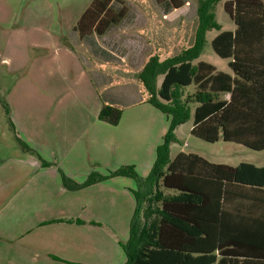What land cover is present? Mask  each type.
Returning <instances> with one entry per match:
<instances>
[{"label": "crops", "instance_id": "0c3cea01", "mask_svg": "<svg viewBox=\"0 0 264 264\" xmlns=\"http://www.w3.org/2000/svg\"><path fill=\"white\" fill-rule=\"evenodd\" d=\"M91 1L0 0V97L9 109L0 102V264L127 261L135 180L68 190L62 172L80 183L133 165L146 177L171 118L126 83L128 73L115 80L110 68L126 63L100 36L74 30ZM105 103L124 107L118 124L100 118Z\"/></svg>", "mask_w": 264, "mask_h": 264}, {"label": "trees", "instance_id": "16d2710c", "mask_svg": "<svg viewBox=\"0 0 264 264\" xmlns=\"http://www.w3.org/2000/svg\"><path fill=\"white\" fill-rule=\"evenodd\" d=\"M116 1L122 4L119 9L114 7ZM156 2L178 9L187 0ZM129 9L123 0H92L74 30L81 38L103 36L126 18ZM207 9L208 5L201 11L193 48L165 61L152 56L139 75L143 100L171 118L149 175L143 177L133 165H123L108 175L91 172L79 183L62 172L63 186L68 190L116 176L135 180L137 207L130 237L124 244V264H264V166L217 163L185 150L170 159L171 143L177 139L175 130L192 113L194 136L264 150V1L224 3L235 28L219 32L211 45L218 56L229 59L230 72L204 59L192 62L201 54L206 30L220 29ZM159 76L163 77L160 86ZM189 87L194 92L184 96ZM0 102L8 113L5 100L0 97ZM123 111L122 105L105 103L100 118L116 125ZM18 142L24 151L34 152L20 138ZM40 159L43 164H51ZM160 180L179 195L161 201L163 216L145 240L140 227L141 205Z\"/></svg>", "mask_w": 264, "mask_h": 264}, {"label": "rangeland", "instance_id": "374dc122", "mask_svg": "<svg viewBox=\"0 0 264 264\" xmlns=\"http://www.w3.org/2000/svg\"><path fill=\"white\" fill-rule=\"evenodd\" d=\"M129 6L126 18L103 36H95L99 40L100 47H109L117 60L124 61L125 65H117L114 72L115 80L124 78L128 73V79L141 91L139 75L144 65L152 56H157L159 61L179 56L187 49L196 45L198 28L201 23L202 10L208 5V14L214 16V20L220 25V29L208 28L204 34V44L201 54L192 62L204 59L215 64L219 70L230 72L229 59L218 56L212 45V39L223 30H233L235 25L224 10L226 0H187L181 8L160 5L156 0H123ZM264 1V0H263ZM122 4L119 1L114 7L119 9ZM80 47V45H74ZM125 72V73H124ZM112 75V74H111ZM113 78V76H111ZM163 77H158V86ZM193 87L184 90V96L191 95ZM228 98L229 95H223ZM193 107V106H192ZM1 117V116H0ZM193 126V113L184 121L177 131L178 141L172 143L171 157L180 149L194 151L214 162H222L230 165L240 163H252L264 166V150L258 151L246 147L243 144L219 140L208 142L191 133ZM12 137L4 138V141ZM9 151L5 150V153ZM173 189H167L160 180L157 189L145 197L140 211V227L143 230L144 239H148L151 227L163 216L161 201L178 196Z\"/></svg>", "mask_w": 264, "mask_h": 264}]
</instances>
